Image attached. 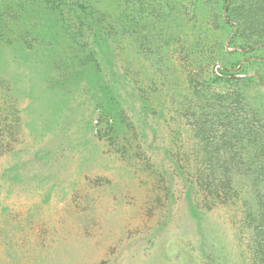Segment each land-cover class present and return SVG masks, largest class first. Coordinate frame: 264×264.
Instances as JSON below:
<instances>
[{"label": "rangeland", "instance_id": "rangeland-1", "mask_svg": "<svg viewBox=\"0 0 264 264\" xmlns=\"http://www.w3.org/2000/svg\"><path fill=\"white\" fill-rule=\"evenodd\" d=\"M227 5L0 0V264L251 262L233 192L264 175L249 136L222 146L240 116L219 131L210 106L240 96L264 137V88L211 76H255L264 49L239 50Z\"/></svg>", "mask_w": 264, "mask_h": 264}, {"label": "trees", "instance_id": "trees-1", "mask_svg": "<svg viewBox=\"0 0 264 264\" xmlns=\"http://www.w3.org/2000/svg\"><path fill=\"white\" fill-rule=\"evenodd\" d=\"M225 1V0H224ZM228 3L227 7L225 8L228 18L234 23V27L236 28V32L233 36V39L241 38L243 36L244 43L239 44L238 48L240 51H245L246 49H251L254 46L261 45V49H264V0H226ZM1 32V31H0ZM94 36H98V33H94ZM258 66H261L260 70L255 73V76H245V77H236L235 74L229 72V68L226 66H222V70H217L212 72L211 82L219 84L221 81L226 82H234L235 84L240 81H250L254 80L256 87H260V85L264 88V58H261L259 62H255ZM236 66V65H235ZM242 71V69H241ZM240 72V70H239ZM243 75V73H239ZM259 79V82L258 80ZM260 83V84H259ZM260 94L264 97V95L259 90ZM229 95V94H228ZM229 100L227 104L223 101ZM219 105L214 106L211 109V116L214 118L216 124H218L219 131H225L228 128L232 127V118L235 122L233 123V130L231 137H225L226 135H221L220 141L222 146L229 145L232 140L238 141L237 144H232L230 147H234L237 145H244L240 141L244 137V135L249 136L250 143L252 145V152L254 153L253 156L250 157L251 163L254 166L252 169L247 163L248 171L254 174L253 181H256L257 178H260L264 175V137L261 136V131L259 130L262 128V122L260 120H246L244 116L241 117V111L244 110L245 105H242L243 101L240 96L236 95V97L225 96L224 94L219 95L216 99ZM199 112H203V107H199ZM244 111H242L243 113ZM240 113V114H238ZM204 114H202L203 116ZM202 116L197 118L199 124L198 130L206 128L205 125L207 124V120H202ZM209 114H206L208 117ZM211 117V118H212ZM214 122V125H215ZM198 125V123L196 122ZM208 132L211 131L210 128H206ZM204 133V131H203ZM245 133V134H244ZM215 132L213 138L215 137ZM209 141V139H204ZM228 143H227V141ZM238 147V146H237ZM238 151L235 152L237 155ZM257 153V154H256ZM240 155H237V158ZM256 158L259 160L256 161ZM216 179L217 176L213 174H208L206 179ZM220 178V177H219ZM217 178V179H219ZM223 178V177H221ZM219 180L223 184L227 180ZM216 184V183H215ZM210 185H206L207 189L211 191V195L213 202L215 200L220 199L221 196H225L222 193L224 191V186L218 188V184L215 187L210 188ZM230 191V190H229ZM231 192V191H230ZM208 194V193H207ZM233 196L236 198L237 204H232L235 206V210L241 212L245 209V214L247 218H249L252 224V235H253V245L250 249V256L249 260L251 261L249 264H264V193L260 192V188L256 187L247 191V195L244 199H241L238 189L234 190ZM226 197L229 195L226 193ZM235 200V199H234ZM245 207V208H244ZM251 207V209H249ZM251 235V234H250ZM251 235V240H252Z\"/></svg>", "mask_w": 264, "mask_h": 264}, {"label": "water", "instance_id": "water-1", "mask_svg": "<svg viewBox=\"0 0 264 264\" xmlns=\"http://www.w3.org/2000/svg\"><path fill=\"white\" fill-rule=\"evenodd\" d=\"M257 80H258V82H259V79H257ZM259 84H260V83H259ZM260 87L263 88L261 85H260ZM263 92H264V89H263Z\"/></svg>", "mask_w": 264, "mask_h": 264}]
</instances>
